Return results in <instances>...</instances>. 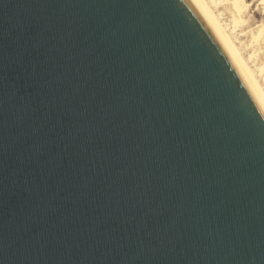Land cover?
<instances>
[{"label": "water", "instance_id": "water-1", "mask_svg": "<svg viewBox=\"0 0 264 264\" xmlns=\"http://www.w3.org/2000/svg\"><path fill=\"white\" fill-rule=\"evenodd\" d=\"M0 264H264V113L191 0H0Z\"/></svg>", "mask_w": 264, "mask_h": 264}, {"label": "bare ground", "instance_id": "bare-ground-1", "mask_svg": "<svg viewBox=\"0 0 264 264\" xmlns=\"http://www.w3.org/2000/svg\"><path fill=\"white\" fill-rule=\"evenodd\" d=\"M193 2V0H191ZM217 37L240 70L260 108L264 106V16L260 0H195Z\"/></svg>", "mask_w": 264, "mask_h": 264}, {"label": "rangeland", "instance_id": "rangeland-1", "mask_svg": "<svg viewBox=\"0 0 264 264\" xmlns=\"http://www.w3.org/2000/svg\"><path fill=\"white\" fill-rule=\"evenodd\" d=\"M253 14H254L255 21H261L262 19H264V16L257 11L256 12L254 11Z\"/></svg>", "mask_w": 264, "mask_h": 264}, {"label": "snow or ice", "instance_id": "snow-or-ice-1", "mask_svg": "<svg viewBox=\"0 0 264 264\" xmlns=\"http://www.w3.org/2000/svg\"><path fill=\"white\" fill-rule=\"evenodd\" d=\"M195 2V0H193ZM261 3H264V0H260ZM261 112L264 113V106L261 107Z\"/></svg>", "mask_w": 264, "mask_h": 264}]
</instances>
